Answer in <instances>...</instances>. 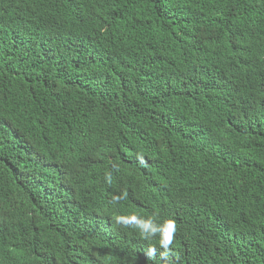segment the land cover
Instances as JSON below:
<instances>
[{
	"label": "trees",
	"instance_id": "trees-1",
	"mask_svg": "<svg viewBox=\"0 0 264 264\" xmlns=\"http://www.w3.org/2000/svg\"><path fill=\"white\" fill-rule=\"evenodd\" d=\"M0 264H264V0H0Z\"/></svg>",
	"mask_w": 264,
	"mask_h": 264
},
{
	"label": "clouds",
	"instance_id": "clouds-1",
	"mask_svg": "<svg viewBox=\"0 0 264 264\" xmlns=\"http://www.w3.org/2000/svg\"><path fill=\"white\" fill-rule=\"evenodd\" d=\"M91 56H92L91 54L86 55L87 59H90ZM142 77H143V74L139 73L137 78L140 79V83L136 84V86L141 85ZM123 222L124 223L123 224L121 223L119 226L116 225L117 231H119V230L123 231L125 225L131 226L129 224V222H127L125 220H123ZM111 223L114 224V221L112 220ZM153 231H155V229H153ZM173 231H174V223L172 221H168L166 223V231L164 232L163 238L160 241V244L163 247L162 250H161V246H154V244H152L148 241H145V240H144L145 243H142V242L137 240L138 247H141L144 249L143 250L144 254L148 255L151 253V254L155 255L156 257H159V252L161 250V256H163L164 261H174L175 260L174 249H173V247L168 246L171 243Z\"/></svg>",
	"mask_w": 264,
	"mask_h": 264
}]
</instances>
